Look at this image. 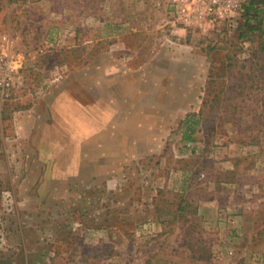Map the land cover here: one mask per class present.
Listing matches in <instances>:
<instances>
[{"label":"rangeland","instance_id":"374dc122","mask_svg":"<svg viewBox=\"0 0 264 264\" xmlns=\"http://www.w3.org/2000/svg\"><path fill=\"white\" fill-rule=\"evenodd\" d=\"M169 5L0 0V264H264V10Z\"/></svg>","mask_w":264,"mask_h":264},{"label":"built area","instance_id":"2783aa9c","mask_svg":"<svg viewBox=\"0 0 264 264\" xmlns=\"http://www.w3.org/2000/svg\"><path fill=\"white\" fill-rule=\"evenodd\" d=\"M247 0H170V26L183 31L196 26H213L218 22L233 25L241 16ZM22 58L11 52L0 59V91L10 89L22 67Z\"/></svg>","mask_w":264,"mask_h":264},{"label":"trees","instance_id":"16d2710c","mask_svg":"<svg viewBox=\"0 0 264 264\" xmlns=\"http://www.w3.org/2000/svg\"><path fill=\"white\" fill-rule=\"evenodd\" d=\"M264 10V0H247L244 4L243 13L240 16V20L243 21L247 27L246 32L259 29L262 25L261 12ZM246 32L241 33L244 36Z\"/></svg>","mask_w":264,"mask_h":264}]
</instances>
